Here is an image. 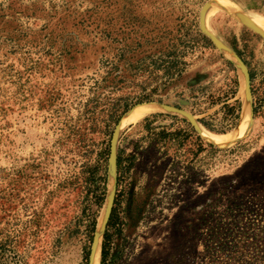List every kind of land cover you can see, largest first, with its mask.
Returning a JSON list of instances; mask_svg holds the SVG:
<instances>
[{
    "label": "rangeland",
    "instance_id": "obj_1",
    "mask_svg": "<svg viewBox=\"0 0 264 264\" xmlns=\"http://www.w3.org/2000/svg\"><path fill=\"white\" fill-rule=\"evenodd\" d=\"M254 28L264 35V0H0V264H89L107 206L101 261L118 151L133 163L105 264H264ZM142 104L157 111L119 128ZM114 106L127 110L106 130ZM162 129L181 134L158 150L150 139ZM92 171L104 177L97 191Z\"/></svg>",
    "mask_w": 264,
    "mask_h": 264
},
{
    "label": "trees",
    "instance_id": "obj_2",
    "mask_svg": "<svg viewBox=\"0 0 264 264\" xmlns=\"http://www.w3.org/2000/svg\"><path fill=\"white\" fill-rule=\"evenodd\" d=\"M248 77H249V81H250V88H251V82H252V74H248ZM140 103V102H139ZM258 107L260 106H254L253 107V114L257 113L258 112ZM120 107H112L111 108V112L108 116V121H107V125H105L106 127V130L107 128H109V123L111 124H117V122L119 121V119L121 118L122 114L125 113V111L127 110V107H123L122 109H120ZM225 109H227V112H228V115L229 116H233L235 115V110L233 109V107H229V106H225ZM161 116V115H159ZM172 118L176 119L175 116H172ZM177 120V119H176ZM201 123L206 126V124H204L203 121H201ZM146 126L147 128L149 129L150 131V126H151V122H148L146 123ZM111 133V132H110ZM110 133L108 135H110ZM181 134V132H173V133H169V132H165L163 129L160 131V132H157V133H154L152 134V138L150 139V143H153L154 146L160 150V146H164L166 145V143H175V138L177 136H179ZM184 134V133H183ZM184 138L186 137V135H183ZM197 152H200L202 151V148L200 146H198L197 148ZM108 155V152L107 150L104 151L103 153V157H104V160L107 159ZM129 159H133V156H130ZM129 160V165L128 167L127 166H124L123 164V158L121 156V151H118L117 152V156H116V174H117V181H116V187H117V193L115 194V198H114V202H113V207L111 209V212H110V216H109V219H108V222H107V225H106V229H105V232L103 234V238H102V245H101V261H100V264H105L106 262V257H107V254H108V249H109V245H110V239H111V234H110V231L109 229L112 228L113 226H115L114 224V216H115V209H114V205L116 203V198L119 196L120 192L118 191V187L120 186V182H121V176H120V173L122 174H126V172L129 171V169L131 168V165H132V161ZM95 175H96V172L95 171H92V174L90 176V178H92V182H91V185H93L94 187V190L97 191L99 189V185L97 184V182H102L104 181V177L103 178H95ZM95 202H94V205L96 207H99L101 202L103 201V194H101L100 196H95ZM94 219V218H93ZM92 219V222H91V229L93 230L94 229V226H95V221H93ZM118 230L114 229V232L116 233Z\"/></svg>",
    "mask_w": 264,
    "mask_h": 264
},
{
    "label": "bare ground",
    "instance_id": "obj_3",
    "mask_svg": "<svg viewBox=\"0 0 264 264\" xmlns=\"http://www.w3.org/2000/svg\"><path fill=\"white\" fill-rule=\"evenodd\" d=\"M222 3L225 4V5H228L224 1ZM223 4L220 3L221 6H223ZM252 21L257 26L260 24V23L254 21V20H252ZM228 51H230V50H228ZM226 54H228V53H226ZM229 56H230L231 59H233L232 56L235 58L234 54L231 51L229 53ZM242 104H243L242 116L244 115L243 118L245 119L248 116L247 112H248L249 109H247L246 104H244L243 102H242ZM155 111H157L155 106L146 105V104L138 105V106L135 107V109H134V111L132 113L128 112V113H126L123 116V118L121 119L118 127L122 129V128L126 127V126H131L134 123H136L140 118L145 116L146 114H150V113H153ZM243 126H244V124H243ZM243 133H244V131L242 130V126H241L240 129H238V131H236L234 134H231V136H232L231 137V141L241 137L243 135ZM203 135L208 137V140H209L210 143H212V144H214L216 146H219V147L227 146L228 141H229L227 138L220 137L218 135L204 134V133H203ZM111 173H112V171H111ZM108 195H109V193H108ZM107 198H108L107 200L109 202V196ZM106 213H107V206H106V208L103 209V211H101V214H100V216L98 218V222H97V226H96V232H95L96 244H95L94 264H99V262H100V239H101L102 227H103V222H104Z\"/></svg>",
    "mask_w": 264,
    "mask_h": 264
},
{
    "label": "water",
    "instance_id": "obj_4",
    "mask_svg": "<svg viewBox=\"0 0 264 264\" xmlns=\"http://www.w3.org/2000/svg\"><path fill=\"white\" fill-rule=\"evenodd\" d=\"M201 29L204 30L203 29V16H201ZM254 31H256L257 33L262 35L261 31H259L257 28H254ZM262 36L264 37V35H262ZM237 60H238V58H237ZM245 77H246V92L248 95H250V81H249L248 74H246ZM95 244H96V236L94 237V241L92 243L89 264H94Z\"/></svg>",
    "mask_w": 264,
    "mask_h": 264
}]
</instances>
